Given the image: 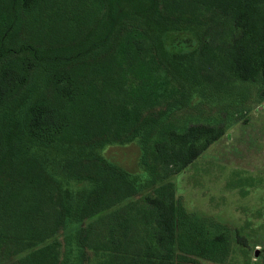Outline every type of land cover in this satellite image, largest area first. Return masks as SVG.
<instances>
[{"label":"trees","instance_id":"1","mask_svg":"<svg viewBox=\"0 0 264 264\" xmlns=\"http://www.w3.org/2000/svg\"><path fill=\"white\" fill-rule=\"evenodd\" d=\"M236 82L264 99V0H0V264L226 261L170 176L252 106L215 100Z\"/></svg>","mask_w":264,"mask_h":264},{"label":"rangeland","instance_id":"2","mask_svg":"<svg viewBox=\"0 0 264 264\" xmlns=\"http://www.w3.org/2000/svg\"><path fill=\"white\" fill-rule=\"evenodd\" d=\"M226 91L228 95L215 99L221 107L227 101L238 102L234 92L248 95L250 106L256 99L253 82L229 84ZM257 102L233 119L231 127L192 162L170 176L176 196L188 212L211 216L231 233L227 260L203 258L204 264H264V256L255 254L258 250L264 255V99ZM105 152L125 157L134 156L136 149L133 144H112Z\"/></svg>","mask_w":264,"mask_h":264},{"label":"water","instance_id":"3","mask_svg":"<svg viewBox=\"0 0 264 264\" xmlns=\"http://www.w3.org/2000/svg\"><path fill=\"white\" fill-rule=\"evenodd\" d=\"M255 254H258V250L256 251V253Z\"/></svg>","mask_w":264,"mask_h":264}]
</instances>
